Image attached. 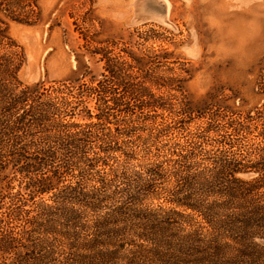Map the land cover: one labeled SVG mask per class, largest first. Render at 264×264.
Here are the masks:
<instances>
[{"label":"trees","instance_id":"16d2710c","mask_svg":"<svg viewBox=\"0 0 264 264\" xmlns=\"http://www.w3.org/2000/svg\"><path fill=\"white\" fill-rule=\"evenodd\" d=\"M39 1L0 13L34 25ZM18 48L0 18V264H264V107L123 116L102 98L93 112L96 88L23 83ZM122 64L109 82L166 110Z\"/></svg>","mask_w":264,"mask_h":264},{"label":"rangeland","instance_id":"374dc122","mask_svg":"<svg viewBox=\"0 0 264 264\" xmlns=\"http://www.w3.org/2000/svg\"><path fill=\"white\" fill-rule=\"evenodd\" d=\"M38 6L34 25L0 13L24 55L19 76L27 85L96 88L91 110L97 112L105 98L116 112L117 98L123 116L221 109L247 117L263 110L264 0H40ZM122 63L135 66L127 81L161 97L166 110L139 106L124 87L109 82V67H128ZM203 125L190 123L189 132L200 134ZM7 193L0 184V201Z\"/></svg>","mask_w":264,"mask_h":264},{"label":"bare ground","instance_id":"6f19581e","mask_svg":"<svg viewBox=\"0 0 264 264\" xmlns=\"http://www.w3.org/2000/svg\"><path fill=\"white\" fill-rule=\"evenodd\" d=\"M149 3V2H148ZM169 13V12H168ZM166 20V19H165Z\"/></svg>","mask_w":264,"mask_h":264}]
</instances>
